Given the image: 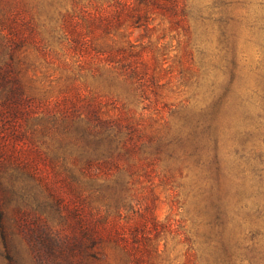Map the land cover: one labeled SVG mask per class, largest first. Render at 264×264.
<instances>
[{
    "label": "rangeland",
    "instance_id": "1",
    "mask_svg": "<svg viewBox=\"0 0 264 264\" xmlns=\"http://www.w3.org/2000/svg\"><path fill=\"white\" fill-rule=\"evenodd\" d=\"M83 2L0 0V264H264V0Z\"/></svg>",
    "mask_w": 264,
    "mask_h": 264
},
{
    "label": "trees",
    "instance_id": "2",
    "mask_svg": "<svg viewBox=\"0 0 264 264\" xmlns=\"http://www.w3.org/2000/svg\"><path fill=\"white\" fill-rule=\"evenodd\" d=\"M82 2L81 21L84 26L86 25L88 32L92 29L102 28L103 32L111 30L116 32L120 29L126 32L128 29H142L144 32L150 33L153 31V27L150 25H152L157 11H162L161 15L167 18L174 17L178 4V0H82ZM220 214L224 217L227 216V212ZM81 236H85L83 229ZM78 243L80 247L84 245V242ZM113 243L116 247L120 246L121 248L117 242ZM122 249L126 258L130 256L128 250ZM7 259L10 264H14L11 257L7 256ZM132 261L128 260L127 264H132L134 262Z\"/></svg>",
    "mask_w": 264,
    "mask_h": 264
}]
</instances>
